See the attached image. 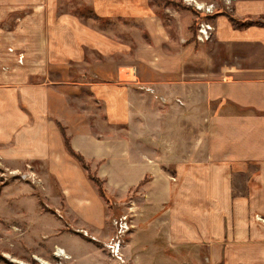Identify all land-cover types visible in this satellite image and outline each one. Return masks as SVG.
<instances>
[{"label":"crops","instance_id":"0c3cea01","mask_svg":"<svg viewBox=\"0 0 264 264\" xmlns=\"http://www.w3.org/2000/svg\"><path fill=\"white\" fill-rule=\"evenodd\" d=\"M84 1L87 13L38 8L12 31L24 58L0 63L3 154L37 162L47 205L98 238L112 209L66 139L118 204L133 192L131 264H188L236 221L245 238L255 205L233 195L237 166L261 165L264 211V0L218 11L208 43L179 0Z\"/></svg>","mask_w":264,"mask_h":264},{"label":"rangeland","instance_id":"374dc122","mask_svg":"<svg viewBox=\"0 0 264 264\" xmlns=\"http://www.w3.org/2000/svg\"><path fill=\"white\" fill-rule=\"evenodd\" d=\"M13 1L11 5L5 4V2L0 3V10L7 12L6 16L0 18V63H4L3 57L8 53L17 55L19 62L23 61V52L13 45V41L19 43L20 40L12 38V31L23 18L31 15L34 10L44 8L46 15L51 12L76 13L77 10L87 13L90 10V6L84 0H55L54 3L52 0H39L38 3V0ZM179 1L180 5L194 10L193 6ZM198 1L217 3L218 10L216 12L222 10L230 14L233 12L236 2L229 5L228 9L227 4L222 0ZM216 12L210 16L213 24L212 18L217 15ZM196 27L195 19L194 40L197 43H202L196 39ZM215 33L216 31L208 42L215 39ZM50 71H55V69H50ZM50 75L49 78H53V75ZM3 146L0 145V264H43V260L49 264L132 263L125 254L124 246L130 240L134 226L133 192L125 196V201L118 204L116 195L107 192L103 180L99 184L106 192L105 197L100 194L98 183L92 180L97 186L99 194L112 209L109 218L111 229L108 237L98 238L91 235V230H77L74 224L67 223L63 213L66 208H51L47 205L50 204L45 195L48 188L38 176L37 171L41 169V166L37 162L30 160L11 162L3 154ZM237 168L243 171H237L238 173L234 175L233 195L237 198L253 199L254 208L257 207L253 208L255 210L253 212L251 208L248 209L247 235L243 239L236 237V221L231 229L232 233L225 235L222 239L214 240L212 243L208 241L202 244L197 254L192 253L193 260L188 264H264V211L261 210L263 197L260 195L263 183L258 179L262 174V167L250 164L248 166L240 165ZM22 173H27V175L20 176ZM90 173L97 176L91 167ZM52 192L48 193L49 197L55 195L56 201L59 202L61 200L60 192L54 188ZM123 216L127 217L130 230L122 235L119 225ZM73 219L76 221L75 224H82L78 216H73ZM58 246L63 247L71 258L67 259L56 255ZM212 250L213 253L220 254L218 259H213Z\"/></svg>","mask_w":264,"mask_h":264},{"label":"built area","instance_id":"2783aa9c","mask_svg":"<svg viewBox=\"0 0 264 264\" xmlns=\"http://www.w3.org/2000/svg\"><path fill=\"white\" fill-rule=\"evenodd\" d=\"M186 5L193 6L194 10L197 12V27H196V39L199 42L205 43L212 39L213 34L216 30L215 25L212 23L210 16L215 14L218 10V4L214 2H199L198 0H181ZM225 1L227 4V8L229 9L230 6L234 1L237 0H222ZM226 10V8H223ZM217 13V12H216ZM27 175L20 174V176ZM120 233L123 235L130 230L128 225V219L126 216H123L120 220L119 225Z\"/></svg>","mask_w":264,"mask_h":264},{"label":"trees","instance_id":"16d2710c","mask_svg":"<svg viewBox=\"0 0 264 264\" xmlns=\"http://www.w3.org/2000/svg\"><path fill=\"white\" fill-rule=\"evenodd\" d=\"M229 15V14H228ZM230 17V19L235 23V25L236 26H245V25H247V23L246 22H243V21H238V20H235V18L233 17V16H229ZM66 144H67V146L69 147V149H70V151L81 161V163H82V165H83V167L88 171V174H89V176H90V178L93 180V181H95L96 183H98V186H99V190H100V194L102 195V196H104L105 197V195H106V192H105V190L103 189V186L102 185H100L99 184V182L101 183V179L99 178V177H97V176H95V175H92L91 173H90V166L86 163V161L84 160V158L81 156V155H78V154H76L70 147V144H69V142L67 141V139H66ZM103 184V183H102Z\"/></svg>","mask_w":264,"mask_h":264},{"label":"bare ground","instance_id":"6f19581e","mask_svg":"<svg viewBox=\"0 0 264 264\" xmlns=\"http://www.w3.org/2000/svg\"><path fill=\"white\" fill-rule=\"evenodd\" d=\"M56 255L62 256L67 259L71 258L70 254H68L67 251L63 247H60V246L57 247ZM43 264H49V263L43 260Z\"/></svg>","mask_w":264,"mask_h":264}]
</instances>
